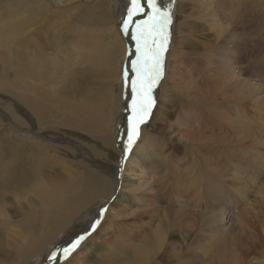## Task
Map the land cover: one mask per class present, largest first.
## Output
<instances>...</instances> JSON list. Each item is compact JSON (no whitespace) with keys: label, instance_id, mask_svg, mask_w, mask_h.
Returning a JSON list of instances; mask_svg holds the SVG:
<instances>
[{"label":"bare ground","instance_id":"6f19581e","mask_svg":"<svg viewBox=\"0 0 264 264\" xmlns=\"http://www.w3.org/2000/svg\"><path fill=\"white\" fill-rule=\"evenodd\" d=\"M14 1L15 0H0V37L2 35L1 38L8 39L10 42L16 41L19 38H23L24 35L20 34V33L18 34L17 31L20 30L21 26L26 25L30 29L31 33L26 35L25 39H27V43L32 44V46H29V47H31L32 50H31V52H27L25 50L28 53L27 54L28 57H27L26 62H25V65L28 64L27 67H24L25 65H22L19 61H17L14 63L15 67H13V68L5 69L6 68L5 66H4L3 70L0 68L1 69V71H0V91L3 93L9 94L13 99H15V100H13L12 98L10 99L6 96L0 97V139H3L5 137L9 138L11 136V137H14L15 140L18 141L17 142L18 145L15 149L16 151H14V148H12V145H9V147H8L9 150H7V151L3 150L2 153H0V171L2 170L4 172V170H5V173L7 175L6 181L9 184V186L12 189L17 190L18 188H23V187H26L27 185H31V183L34 182L33 186L32 185L31 186L36 191H39V192L34 194V189H32V188L28 189L27 187H26L27 188L26 191L29 194L33 193L34 196L40 197V200H39V198H37L39 201H36L34 199V197L32 196L27 201H28V203H31L33 206H35V205L38 206V208H37L38 213L36 212V220L38 221V225H39V223L42 224L43 222H45L44 220L46 218L48 219V216L50 217L51 211H54L50 207L51 204H53L51 202V200L48 201L51 204L47 205V202H45V198H46V194H49L51 192V186H54V183H56L55 181H57L59 177L57 174H54V175L52 174L53 177H51V178L48 177L49 179L47 178V176L44 177L43 175H47V173H45L43 175H42V173L47 172L48 170L46 171V169L45 170L43 169L44 171H42V173H40V170H42L41 169L42 166L40 165L41 163L39 164V162L41 159H44V157H42L41 155L44 154L45 153L44 151L47 150V152H51V153L53 152L56 154L61 153L65 156L74 158L75 154L77 153V156L85 157V159L88 160V162H80L84 168L83 173L85 175H83V176H85V179L88 180L89 182H91L93 185H95L97 187L96 189H101L102 191L109 190V192L111 193L110 197H108V199L102 205H106L109 202V200L114 196V199L112 200V202L108 206V211L110 210V212H111V210H114V213H115V211H117L119 214L121 213V215H122L123 214L122 212L124 210L129 209V210H131V215H135L137 213L139 215L142 214V216L144 215V212H146L145 209H147V210L151 209V211L149 210L150 212H152V210L158 211L156 206H154L155 202H157V204H158V202H160V200H161V202L166 201L165 199L161 198L160 195L158 194L159 193L158 189H159V187H161L160 186L161 182L169 177V172L171 169L174 170L175 172H177L178 175L182 171V168H181L182 165L178 166L180 163V158L175 154L177 152V150L180 148V146L187 147V149L191 152L193 157H195V156L199 155L197 149L195 148L196 143H197V146L198 145H205V144L208 145L210 143H214L215 140L212 138H214L215 136L209 135V134L205 136V135H203L204 132H202V131L201 132L200 131L185 132L183 130L180 131L179 130L180 127H179V125L177 126V124H178L177 122H176L177 124H174V125H164V126L161 125L163 127L159 128V131L156 133H154L152 129L147 130L144 133L143 130H145L144 129L145 126L142 125L143 127H142V130L140 131L141 135H140L139 141L137 140L138 142H135V144L132 146V151L130 153H127V158L123 161L124 162L123 164L119 161L118 165H117L118 168H114V167H109V165L106 166V164L102 165L100 162H97L90 153L85 152L86 150L79 146L80 144L78 145L77 142L75 143L74 141L68 140L67 138H65L63 136V134H60L58 132L59 131H66V132L73 131L74 132V131H78V130L82 131L85 129L87 132H90L91 131L90 126L92 125V123H94L95 121L99 122L100 119H102V120L105 119L104 122L100 121V127H101V130L99 129V131L101 133L100 138L102 139V142L107 145L111 141V135L107 136V133H106L107 131H109L111 134H113L114 144H116V147L120 150V152L123 155V148L125 147L124 143L126 140L125 136H126V132H127V128H128V118L131 114L130 110L128 108V105L131 104L130 81H131V79L135 78L134 73L131 72V61L135 59L136 42L132 39L131 33H129L128 35L122 34L126 40V43H127L126 44L127 52L124 53L125 49H123L124 47L122 46V50L119 51L120 50L119 49L117 51L118 53L116 52L119 57L117 56L118 58L111 59V56H110V54H111V47L110 46L111 45H108L109 42L103 43L101 41L103 36L96 39L95 41L93 40V38H94V36H93L91 39L94 42H92L86 33V32H89V31H87L88 26H86V25L84 26L83 24H82L83 25L82 27H79V25H78L77 28L72 25V26H70V29H69L61 20L59 21L57 19V21L55 20L53 22L52 34L46 35L44 33L45 35L41 36L42 31L45 29V26H44V22L42 20L41 22H42L43 30L40 28L39 19H40V15H42L43 12L49 11L47 9V4L44 3L43 1L39 0L38 2H36L35 4L30 6V11L28 12V14H26V11L23 10V8L25 6L24 2H26V0H20V2L18 4H16ZM78 1L83 2V1H88V0H81V1L80 0H66L64 2V3H66V9L69 10V7L74 6V4ZM105 1H108V0H105ZM233 1H236V0H233ZM113 2H114V0H110V4L108 5L109 6L108 8H114V7H112V4H111ZM261 2H262V0H261ZM187 3L188 4H184V3L179 4V11L178 12H180L181 14H184V16L182 17L183 21L181 23L185 27L184 30L186 29V32L183 35L181 32H177V36H178V38H180L179 43H182V45L187 44V46L192 48L191 50H197V52L199 54H201L202 50L211 49L213 47H216L218 50V43H219L218 39L220 41L223 40L224 43L222 46H223L224 58L222 59L223 56L220 58V59H222V61L220 60V63L221 62H223V63L220 64L217 61H215V66H214V71H213V73L215 75L214 74L213 75L218 80L219 79L221 80L222 86L220 88L223 91H227V92L231 91V93H232L231 96H232L233 100L234 99H237V100L241 99V100H245L244 102L250 101L252 103L254 101L255 108L257 106V108L255 109V111H257L256 113H258V114H256L257 116L251 115V116L245 117L246 114L241 113L240 111H237L236 113H234L235 115H232V113L230 112V113H228V115H224L222 117H219L218 119H220L221 121H223V123H225L226 128H229L230 134L228 136L221 134L219 136V139L216 140V142L219 144L221 143V145H223V147L227 146L230 149L228 152H230V151L236 152L237 150L241 152L243 150L241 146L243 144H246V143L247 144L249 143L250 145L252 144L251 147L254 145H257V146L262 145L264 147V119L260 118V116L264 117V113H263L264 108L262 107L264 105V103H263L264 98L262 97L263 95L261 96L262 91L260 88H258L256 85H254L255 83L254 84H252L253 82L251 83V78H252V81H254L253 76L250 75L249 72H247L242 67L244 65H242L241 67L238 66V64L242 63L241 58L244 57L243 54L248 52V51L245 52L246 49H245L244 40H241L240 38L238 39L236 37L237 34H235V31H237L238 29H231V28L229 29V26L226 25L227 24L226 21H224L222 23L221 20L217 19V16H216L217 8H214L216 0H188ZM61 4H62V6H60V8H64L65 6H63V3H61V2L58 3V5H61ZM91 5H93V4H91ZM234 5H235V3H234ZM254 5L255 4H253V6ZM74 8H76V7H74ZM261 10H262V8H261ZM58 11H59V9H58ZM105 12H103V13H105ZM176 14H178V13H176ZM55 16L56 15H54V17ZM67 16H69V15H67ZM103 16L101 17V20L103 19ZM243 16H244V14H243ZM247 17L249 18L250 16H247ZM142 18L143 17H137V19H142ZM227 18H228L229 24H230V22L232 21L231 20L232 16L229 15V16H227ZM104 19L106 21H108L107 25H108V28L110 29L109 30L110 33H111V31L115 32L116 29H114V26H115L114 21H113L114 18H112L110 10H108V13L104 17ZM120 19H119V21H120ZM177 21H178V19H177ZM213 21L215 22V24L210 26V27H212L213 32L216 33V38L212 37L214 39L209 44H205L203 47H202V43L197 42L198 40L194 42V40L196 38L194 40H193V38L197 35H195V36L193 35L194 37L192 38V33L193 32H197V33L199 32L198 34H200L201 31L199 28L206 27V29H209V25ZM174 22H175L174 24H176V20ZM218 22H220V23H218ZM238 22H239V20H238ZM57 24L60 28H57ZM260 26H259V28H261ZM232 27H234V26H232ZM177 29H178V27H177ZM198 29H199V31H198ZM262 31H264V28ZM101 32L103 33V31H101ZM241 32H242V30H241ZM64 33H67L66 36L64 35ZM96 33H97V31H96ZM117 33H113V35H114L115 39L118 41V43H120L122 45L123 42L121 43L120 38L117 35ZM120 33H118V34H120ZM224 33L226 34V36L222 39V34H224ZM247 34L249 35V33H247ZM201 35H203V34H201ZM201 35H199V36H201ZM49 36L54 37L51 41V44H52L53 49H55V54L53 52H51V53H49V55H44V51H47L50 48V45L46 43L47 38L50 39ZM98 36H99V34H98ZM202 38H203V36H202ZM247 38L249 39V37H247ZM181 39H185V40H187V42L185 40H183V41H185V42H183ZM248 39H247V41H248ZM253 39H255L254 36H253ZM174 40H175V38H174ZM188 41H191V42L193 41L192 43H194V44L189 45ZM263 41H264V39H263ZM256 42H258V41H256ZM249 44H250V42H249ZM255 44H257V43H255ZM176 46L177 45H175L174 47H176ZM260 46H262V44ZM117 48H119V46ZM247 48H248V46H247ZM258 48H259V46H258ZM252 49L254 50L255 47L254 48L252 47ZM249 50H251V49H249ZM259 50H262V49H259ZM7 51L11 57L13 54V50L7 49ZM19 51H21V50L19 49ZM168 51H170V50H168ZM215 52H216L215 54H217L216 50H215ZM129 53H132V55H129ZM176 53H178V52H176ZM185 54L187 55V52ZM258 56L260 57V54ZM109 57L111 60L106 64V71H104L103 65L106 63V59ZM245 58H247V57H245ZM14 59H17V58H14ZM19 60H21V59H19ZM243 60H244V58H243ZM206 61H207V59H206ZM202 62H204V61H202ZM253 64H251V65H253ZM261 64H262V62H261ZM166 66L167 65L165 64V69H166ZM125 68H128V70H129V85L128 86H125L124 78L122 75L123 70ZM172 68L170 67V69H172ZM179 68H182V66ZM255 68L256 67L254 66V69L252 68L251 70H256ZM176 69H175V71H176ZM237 69H238V71H237ZM100 70L102 72V75H100V74L98 75ZM257 70L261 71L260 73L264 74V66L258 68ZM257 73H259V72H257ZM252 74H254V73L252 72ZM175 76L180 78V76L178 74ZM263 77H264V75H263ZM263 77H260V78H263ZM96 78L100 81L107 80L108 78H111V84L109 83V90H108L111 92H110V94H107L106 97H101L100 90L98 88L95 89V87L97 85L96 81H95ZM168 78H170V77H168ZM173 78H171L172 80L171 79L169 80L168 85H172L176 89L180 85L183 87L182 84L177 83L176 80H174ZM181 79H184L185 85L188 86L189 88H191V85H189L190 83L188 84L189 81L186 80L184 76H182ZM114 84L117 85V89H118L117 95L114 94L115 90H113L111 88L114 86ZM168 85H165V87L167 86V89H168V87H170ZM159 88H160V84L154 90V97L156 100L163 93H165V92L161 93V90ZM175 88H174V90H175ZM185 89L189 91V89H187V88H185ZM175 92H177V91H175ZM187 95H189V93H187ZM163 97H164V94H163ZM229 97H230V95H229ZM162 100H165L164 102H162L164 104L163 105L159 104L162 107L156 115V117H158V115L160 116L161 119L159 122H161V124H163L164 122H166V123L168 122L166 117H169L168 116L169 110L165 111V109L170 108V110H171V107H172V106H168V104L170 105V103H171L170 99L165 97V99L162 98ZM233 103L235 104V102H233ZM176 105H178V104H175V106ZM236 105H237V103H236ZM241 107H242V104H241ZM173 109H175V108H173ZM246 109H248V108H246ZM103 111H106V112H103ZM217 111H215V112L218 113ZM223 111H224V108H223ZM171 112H172V110H171ZM171 112H170V114H173ZM173 112H175V111H173ZM211 112H213V111L211 110ZM233 112H235V111H233ZM224 113L226 114V112H224ZM180 114H181V112H180ZM250 114H252V113H250ZM197 115H199L198 112H197ZM212 115H214V114L212 113ZM216 115H217L216 117L219 116V114H216ZM191 118H192V116H191ZM181 120H182V118H181ZM147 122L144 125H146ZM157 122H158V120H157ZM159 122L157 123V125L160 124ZM171 122H172V120H171ZM255 122L258 123L257 128L253 129V131H252V129H249L250 130L249 131L248 128H250L251 124L254 125ZM239 123H240V125H239ZM97 127L99 128V126H97ZM234 128H235V130H232ZM36 130L40 131L41 133H36ZM249 144H248V146H249ZM82 145H84V144H82ZM109 146H110V143H109ZM205 146H203V147H205ZM203 147H202V149H203ZM208 147H210V146H208ZM220 147L221 146L218 147L219 151H220ZM200 149H201V147H200ZM249 152L252 153V151H249ZM102 155H104V154H102ZM122 155H121V158H122ZM253 155H255V154H253ZM200 156H201V154L199 155V157ZM6 157H7V159H5ZM215 157H217V156H215ZM241 157H242V154H241ZM255 157H258V156L255 155L254 158ZM37 158H38V160H37ZM46 158H48V157L46 156ZM121 158H119V159L121 160ZM196 158H198V157H195V159ZM219 158H220V156H219ZM244 158H246V157H244ZM184 159H187V157ZM223 159H225V158H223ZM56 160H57V158H56ZM60 160H62V158ZM201 160L203 161L202 157H201ZM236 160H238V159H236ZM252 160H253V157H252ZM257 160H259V159H257ZM184 162H185V160H184ZM177 163H178V165H177ZM181 163H182V161H181ZM189 163H191V162H189ZM222 163H223V160H222ZM235 163H236V161H235ZM91 164L95 167V169L92 168L93 166L92 167L90 166ZM204 164H206V162ZM186 166H188V165L186 164ZM194 166H196V163ZM203 166L201 165V167H203ZM72 167L75 170L74 167H76V166H72ZM204 167L206 168V166H204ZM240 167L241 166L237 167V165H235V164L232 165L231 163H228V168L226 167L228 170L226 168H224V169H226L227 172L225 170L223 171V169L220 168V169H222L221 172H226L225 176H222V177H224L226 180L230 181V183L229 182H227V183L230 184V187H233L232 189H235L234 191L236 193V195H233L231 200H229V201L225 200L224 202L221 201V200H223V198H226V196L224 195V191H223V189H224L223 184L220 187H217L218 189L215 188V190L212 189L213 186L212 187L209 186L211 191H210V189H208L209 187L207 188V186H206V190H204V192L201 193L203 189L201 188L202 190L201 189L199 190V187H200L198 185L199 182H198V180L195 181L197 179V177H196V179H194L193 176L188 177V175L183 176V174H181V176H183V177H181V176L176 175L175 172H172L173 175L175 174L174 176L176 177L175 183H177V184H174V182L172 181L174 186L176 185L175 187H178L179 183L185 182L186 185L188 184L187 188L185 187L186 188V190H185L186 196L189 194V192H187V191H190V192L192 191L193 197H194V192H195L196 196L198 195L195 199L201 198L199 200L203 199V200L208 201L207 203H208L209 207L205 206L206 201H204L203 202L204 206L208 208V209H205L206 210V215H205L204 212H201L202 210L201 211L198 210V208L201 207V205L196 207V205H197V203H196V205L194 207L197 208L198 212H195V211L192 212V213H194V217L192 218V222L194 225L192 226L191 229L184 230V232H182L178 235H171V234H169L168 230L163 229L161 226L158 227L157 231L153 234V236L145 237L146 241H144V243H146V247L144 245L142 253H141V257L143 256V253L146 251L147 253H150V255L147 254V257L150 261H151V259L154 262H157V261L162 262L163 260H165V264H264V237L262 240H260L257 237L258 233L256 234V231H255L257 226H259L260 230L262 229L261 231L264 234V221H263V223L261 221L262 218L264 217V184H261L259 187L257 186L258 192L256 193V196H258V197L255 199V201L254 200L251 201L250 199H248V196L251 193L254 194L256 189L254 190V192H252V189L255 187L256 183H258V181H260L261 178H263L264 176H262L261 173H259V172H257L256 175L249 174V171H247V170L243 171V169ZM213 168L215 169V167H213ZM51 170H53V169H51ZM56 170L59 171L58 169H56ZM187 170H188V173H190L189 175H192L195 173V172H193L191 174V171H195V170H193L191 168L190 169L191 171H190L188 167L185 170V166H184V171L186 172ZM218 170H219V166H218ZM261 171L264 172V167L261 169ZM99 172L100 173L103 172V173H101V174H103V177L101 175H99ZM200 172H202V171L200 170ZM209 172H210V170H209ZM67 174H69V176H71L74 174V172L71 171ZM67 174H65V175L67 176ZM75 174H78L76 172V170H75ZM174 176H173V178H174ZM222 177H221V180H222ZM176 179H177V182H176ZM83 180H84V178H83ZM83 180H82V182H83ZM224 180L222 181V183L224 182ZM262 181L264 182V179H262ZM77 182H78V180H77ZM170 182L171 181H169V183ZM214 182H215V180H214ZM204 183H206L205 180H204ZM229 184H227V185H229ZM232 184L233 185L235 184V186H233ZM82 185H83V183H82ZM239 185H241V186H239ZM76 186H78V185H76ZM179 186H180V191H183L184 186L183 185H182L183 187H181V185H179ZM175 187H173L172 190L177 192L179 189L175 190L176 189ZM214 187H215V185H214ZM168 188H169V190H171V186H169ZM181 188H182V190H181ZM4 189H5V187H4ZM96 189L93 191H88L86 189L84 191L85 192L84 196H82V200L84 203H85V201H87L90 198L98 197L99 194H95V193H98L96 191ZM6 190H4V191H6ZM24 190L25 189H23V191ZM56 190H58V189H56ZM185 191H184V194L181 192L182 196L185 195ZM11 192L13 193V191H11ZM17 193L18 192H16V194ZM166 193H167V191H166ZM177 194H178V192H177ZM177 194H175V195H177ZM253 194H251V195H253ZM178 195L175 197L173 196V197L176 199V197L181 196V195L180 196H178ZM17 196H18V199L20 197L19 195H16L15 196L16 200H17ZM2 197H3V195H2ZM249 197H251V196H249ZM0 198H1V196H0ZM189 198H190V196H189ZM20 199L22 200V198H20ZM58 199H59V197L57 198V201L54 203H56V206L57 205L62 206L61 201H58ZM177 199H178V202L180 200L183 201V208L185 207L186 203L188 205V202L185 201L183 198H182L183 200L182 199L179 200V198H177ZM104 200H105V198H104ZM27 201H25V202H27ZM193 201L194 200H192V199H191V201L189 200V202H190L189 204H193L194 203ZM196 201H198V200H195V202ZM199 202L201 203L202 201H199ZM200 203H198V204H200ZM20 205H23V204L21 203ZM79 205H81V203ZM187 205H186L185 209L189 208V207H187ZM101 206L99 204V207H101ZM157 206L159 208V205H157ZM180 207H182V206H180ZM69 208H71V207H69ZM183 208H180V210L176 209V211L178 210L181 212V210ZM99 209L97 211H95L96 213L93 216V218L96 216ZM163 209L165 210V207ZM168 209H170V208H168ZM5 210L6 209L4 208V211ZM143 210H144V212H143ZM160 210H161V208H160ZM56 211H57V209H56ZM178 211H177V213H178ZM30 212H31V210H30ZM86 212H85V214H86ZM90 213H92V212H90ZM77 214H78V212H77ZM155 214L158 215L159 213H155ZM2 215H3V213H2ZM5 215H7V214H5ZM70 215H74L73 211H69L68 213H66V215H64L65 218H63V221L67 217H70ZM248 215H250V218H251L250 221L248 220L249 218H247ZM33 216H35V215H33ZM5 218H7V217H5ZM93 218L90 219V221H92ZM163 218H165V217L163 216ZM74 219H76V217ZM0 220H1V218H0ZM181 220H182V218H181ZM55 221H56V219H55ZM84 221H86V220H84ZM90 221H88L86 223V225ZM52 222H51V224H52ZM30 223H32V222H30ZM78 223H79V221L75 220L68 227V229L65 232H63V231H62L63 233L59 232L60 234L62 233L60 236H58L59 234L58 235L56 234L58 236V238L53 237V238L57 239V241H54V242H56L55 245H58V243L61 240H62L61 245H66L65 243H68L71 239H73L74 237L77 236L76 233L84 231L85 225L83 224L84 227L82 229L83 225L78 224ZM59 227H58V231H59ZM62 227H64V225ZM39 229H40V227H39ZM13 230H15V228ZM27 230H29V229H27ZM63 230H65V229H63ZM118 230H119V228H118ZM42 234L43 233H41V235ZM81 234H83V233H80L79 235H81ZM110 234L111 233H109V235ZM175 234H176V232H175ZM8 237L13 238L11 236H8ZM22 238H23V236H22ZM106 239H108V238H106ZM0 241H1V239H0ZM28 241H30V240H28ZM14 242H16V240ZM42 242H43V240H42ZM8 244H10V243H8ZM18 244H20V243L18 242ZM248 244L251 245L252 248L247 247ZM257 244H258V246H257ZM239 245H241L242 247H243V245L246 246V252L244 254L242 252H241V254H239L237 252V250L239 251ZM6 247L8 248V246H6ZM22 247H25V246H22ZM164 247L169 250V253L172 254V256H169L168 258L164 257V256H166L164 254V252H162ZM89 248H92V247H89ZM21 250H22V248H21ZM151 253H152V255H151ZM139 254H140V252H139ZM8 260H9V258H8ZM139 260H141V259H139ZM142 260H143V258H142ZM41 262H42V260H41ZM41 262H39V263H41ZM138 262H140V261H138ZM136 263H137V261H136ZM146 264H147V262H146Z\"/></svg>","mask_w":264,"mask_h":264},{"label":"rangeland","instance_id":"374dc122","mask_svg":"<svg viewBox=\"0 0 264 264\" xmlns=\"http://www.w3.org/2000/svg\"><path fill=\"white\" fill-rule=\"evenodd\" d=\"M38 1L39 0H33V1L32 0H26V2H24L25 6H24L23 10L26 11V14H28V12L30 11V6L33 5V4H35ZM40 1H43L44 3H46L47 4V9L49 10V11L43 12L42 15H40L39 26L43 30L42 22H41L42 20H43L44 26H45V29L42 31V35L41 36H43L45 34L46 35L52 34V32H53V22L55 20L57 21V19H58L59 21L61 20L69 29H70V26H72V25L75 26L76 28L78 27V25H79V27H82L83 25L84 26L85 25L88 26V29L89 30L87 29V31H89V32H86V33H87V35L89 36L90 39L94 36V38H93L94 41L96 39L100 38L101 36H103V38L101 39V41L103 43H105V42L108 43L109 42L108 45H111L110 46L111 47V54H110L111 59L118 58L119 57L118 54H117L118 53L117 51L119 49H120L119 51H121L122 50V46L124 47L123 49H125L124 50V53L127 52V46H126L127 43H126V40H125L124 36L122 35V32L120 31L119 19L125 14V12H124L125 9H126L125 6L127 5L128 0H122L123 2L121 0H119V1L118 0H114V2L111 3L112 4V7H114V8H108L109 7L108 5L110 4V0H108V1H105V0H88V1H83V2H79L78 1V2H76L74 4V6L69 7V10L66 9V3H64L66 0H46V1L45 0H40ZM14 2L16 4H18L20 2V0H15ZM59 2L63 3V6H65V7L64 8H60V6H62V4L61 5H58ZM187 2H188V0H177V4H176L177 7H175V15L177 17L174 15L175 16L174 19L176 18L175 19L176 20V24H174L175 22H173V25H172V28H173L172 29V32L174 34L172 33L171 42H170V45L171 46H169V50L170 51H168V53L166 54V59H167L166 60V65L167 66H166V69H165L164 78L160 82V88H159L161 90V93L162 92H165V93H163L164 94V97H163V94H162L156 100V103H155V106H154V108L152 110L151 116L147 120L149 123L147 122L146 125L143 124V126H145V128H144L145 130H143V131L145 133V131L152 129L153 132L156 133V132L159 131V128L163 127L164 125H174V124H177L178 123L177 126L179 125V127H180L179 130L180 131L181 130H183L185 132H189V131H191V132L192 131H200L201 132L202 131V132H204L203 135H205V136L208 135V134L209 135H214L215 137L212 138V139H214L215 142L214 143H210L208 145L205 144L206 146L205 145H198L199 147L197 146V143H196L195 148L197 149L198 154L199 155L201 154L200 157H199V155L195 156V157H198L196 159H195V157H193V155L187 149V147L180 146V148L177 150V152L175 154L180 158V163L182 161L181 164L179 163V165H178V163H177V165L178 166H180V165L183 166V167L181 166L182 171L178 175L177 172H175L174 170L171 169L170 172H169V177L161 182V185H160L161 187H159V189H158V192H159L158 194L160 195L161 198H163V199L166 200L165 201L166 203L168 202L167 203L168 205L165 202H161V200H160V202H158V204H157V202H155L154 206H156V208L158 209V211H153L152 210V212H150L151 209H148V210L145 209L146 212H144V210H143V212H144V215L143 216H142V214L139 215L137 213L135 214L136 216L135 215H131V210H129V209L128 210H124V211L122 210L123 211L122 212L123 213L122 215H121V213L119 214L117 211H115V213H114V210H111V212H110V210L107 211V213L105 214L104 218L101 221V224L98 226L96 232L92 233V235L89 236L84 241V243H82V245L80 246V248L78 250H76V252L73 253L70 258H68L66 260H61L60 261V264H130V263L131 264H146V262H147V264H165V260H163L162 262H160V261L154 262L151 259V261H150L148 259V257H147V254L150 255V253H147L146 251L143 253V256L141 257V253H142V250H143L144 245L146 247V243H144V241H146L145 240V237H151V236H153V234L157 231L158 227H160V226L163 229L168 230L169 234H171V235H178V234L184 232V230L191 229L192 226L194 225L193 222H192V218L194 217V213H192V212H194V211L195 212H198V210L199 211L202 210L201 212H204V214L206 215V210L205 209H208L207 207H209L208 206V203H207L208 201L203 200V199L202 200H199L201 198L195 199L198 196V195L196 196V193L195 192H194V197H193L192 191L191 192L190 191H187V192H189V194L187 193L188 195L186 196V191L185 190H186L188 184L186 185L185 182L179 183V185H181V187L184 186L183 187V191H180V186L179 185H178L179 188L178 187H175L176 185L174 186V184H177V183H175V178L176 177L174 176L175 174L173 175L172 172H175L176 175H178V176H181V174H183V176H186V175H188V177L189 176L190 177L193 176L194 179H196V177H197V179L195 181L198 180V182H199L198 183V185L200 186V187L198 186L199 187V190L201 188L203 189V190L201 189L202 190L201 193H203L204 190H206V186L208 188L209 186H211V187L213 186L214 187V185H215L214 188L212 187V189L215 190V188L218 189L217 187H220L223 184V186H224L223 191H224V195L226 196V198H223V200H221L223 202L225 200L226 201L231 200V198L233 197V195H236V193L234 191L235 189H232L233 187H230V184H229L230 181H228L224 177H222V176H225V174L227 172L226 169L228 168V163H231L232 165L235 164V165H237V167L241 166L240 168H242L243 171H246V170L249 171V174L256 175L257 172H259V173H261L262 176H264V172L261 171V169L264 167V147L262 145H259L260 147L257 146V145H254L255 147L254 146L251 147L252 144L250 145L248 143L249 144V146H248V144L246 143L247 145L246 144H243L241 146L242 149H243L241 152L238 151V150L236 152L235 151L228 152L230 149L227 146H224L223 147V145H221V143L219 144V143L216 142V140L219 139V136L221 134H224L225 136H228L230 134L229 128H226L225 123H223V121H221L220 119H218L219 117H222L224 115H228V113H230V112L232 113V115H235L234 113H236L237 111H240L241 113L246 114L245 117L246 116H251V115H256V114H258V113H256L257 111H255V109L257 108V106L255 108L254 101L252 103L250 101L244 102L245 100H241V99H238V100L237 99H234L233 100V98L231 96L232 95L231 91H228V92L227 91H223L220 88L222 86L221 80L220 79L218 80L214 76L215 74L213 73V71H214L215 61H217L218 63H220V60L222 61V59L224 58V52H223V46H222L223 43H224L223 40L220 41L218 39V42H219L218 43V50L219 51L217 50L216 47H213L211 49L202 50V53L201 54H199L197 52V50H191L192 48L189 47V46H187V44L182 45V43H179L180 42V38H178L177 32H181L182 35L185 34V32H186V29L184 30V28H185L184 25L181 23L183 21V18L182 17L184 16V14H181L180 12H178L179 11V4L180 3L188 4ZM234 3H235V5H234ZM91 4H93V5H91ZM253 4H255V5L253 6ZM74 7H76V8H74ZM214 8H217V10H216L217 19L221 20L222 23L224 21H226L227 22L226 25L229 26V29L230 28L231 29H238L237 31H235V34H237L236 37L238 39L240 38L241 40H244L245 49H246L245 52L248 51V52H246L247 54L246 53L243 54L244 57L243 56L242 57L244 58V60H243V58H241V60H242L241 62L242 63L241 64H238V66L239 67H241L242 65L245 66V67L244 66H242V67L247 72H249L250 75L253 76V80L255 81V82L252 81V78H251V83L252 82H253L252 84L255 83L254 85H256L258 88L261 89V91H262L261 96L263 95L262 97L264 98V91H263L264 90V77H263L264 74L263 73H260L261 71H258L257 70L258 68L264 66V51H263L264 50V41H263V39H264V31H262L263 28H264L263 27L264 26V1L262 0V2H261V0H236V1H233V0H216V3H215ZM249 8L250 9L252 8L253 10L252 9L250 10ZM261 8H262V10H261ZM58 9H59V11H58ZM108 10L111 11V16H112V18H114L113 19L114 24H115L114 29H116L115 32H112L111 31V33H110V31H109L110 29L108 28V25H107L108 24V21H106L104 19V17L108 13ZM103 12H105V13H103ZM176 13H178V14H176ZM243 14H244V16H243ZM54 15H56V16L54 17ZM67 15H69V16H67ZM226 15L227 16H229V15L232 16V19L231 20L233 22L232 21L230 22L231 25L229 24V20H228V18H227ZM102 16H103V19L101 20V17ZM247 16H250V17L248 18ZM177 19H178V21H177ZM238 20H239V22H238ZM218 23H220V22H218ZM214 24H215L214 21L211 22L210 25H209V29H206V27L199 28L200 31H201L200 34H198L199 32L198 33L197 32H193L192 33V38L195 35H197V36H195L193 38V40L196 38L194 40V42L198 40L197 42L202 43V47H203L205 44H209L214 39L212 37H215L216 38V33L213 32L212 27H210V26H212ZM232 26H234V27H232ZM259 26L261 28H259ZM177 27H178V29H177ZM57 28H60L58 26V24H57ZM199 29H198V31H199ZM95 30L97 31V33L99 34V36H98V34L96 33ZM241 30H242V32H241ZM101 31H103V33ZM117 32L120 33V34H118ZM17 33L18 34L19 33L20 34H23L24 37L23 38H19L16 41H12V42H10L8 39L1 38L2 35L0 37V68L2 70L4 69V66L6 67L5 69L15 67L14 63L17 62V61H19L22 65H25L26 59L28 57V55H27L28 53L27 52H31V50H32L31 47H29V46H32V44L31 43H27V39H25V36L28 35L29 33H31L30 32V29L26 25L25 26H21L20 27V30H18ZM113 33H117V35L120 38L121 43L123 42L122 45L120 43H118V41L115 39ZM247 33H249V35ZM66 34L67 33H64L65 36H66ZM201 34H203V35H201ZM199 35H201V36H199ZM202 36H203V38H202ZM225 36H226L225 33L222 34V39ZM253 36H254L255 39H253ZM49 37H50V39L47 38V42L46 43L50 45V48L47 51H44V55H49V53H51V52H53L55 54V49H53L52 44H51V41H52V39L54 37H52V36H49ZM247 37H249V39ZM174 38H175V40L178 43L174 40ZM247 39H248V41H247ZM93 40L91 39L92 42H94ZM181 40L183 41L185 39H181ZM185 41L187 42V40H185ZM185 41H183V42H185ZM256 41H258V42H256ZM192 42L191 41H188V44L189 45L190 44H194ZM249 42H250V44H249ZM255 43H257V44H255ZM259 44L260 45L262 44V46H260ZM175 45H177V46L174 47ZM118 46H119V48H117ZM247 46H248V48H247ZM258 46H259V48H258ZM252 47L253 48L255 47V49L256 48L257 49L256 50L254 49L255 50L254 51L252 49ZM7 49L8 50L9 49H12L13 50V54L11 56L12 58L8 54ZM19 49L21 51H19ZM249 49H251V50H249ZM259 49H262V50H259ZM215 50L217 51V54H215L216 53ZM176 52H178V53H176ZM186 52H187V55L185 54ZM259 54H260V57L258 56ZM221 57H222V59H220ZM245 57H247V58H245ZM6 58L7 59L9 58V59L7 60ZM14 58H17V59H14ZM19 59H21V60H19ZM107 59H106V63L105 64L103 63L104 64L103 65V70L104 71H106V64L111 60L110 57L107 58ZM206 59H207V61H206ZM202 61H204L205 63L202 62ZM260 61L262 62V64H261ZM221 63H223V62H221ZM251 64H253V65H251ZM27 65L28 64H26L24 67H27ZM181 66H182V68H179ZM254 66L256 67L255 68L256 70H251L252 68L254 69ZM170 67L171 68L173 67V68L170 69ZM1 69H0V71H1ZM175 69H176V71H175ZM237 71H238V69H237ZM100 72H101V70H100ZM100 72L98 73V75L99 74L102 75V72L101 73ZM252 72L254 74H252ZM257 72H259V73H257ZM176 73L180 76V78H178V77L175 76V75H177ZM182 76H184L185 79L189 81L188 84L190 83L189 85H191V88H189L188 86L185 85L184 79H181ZM168 77H170V78H168ZM260 77H263V78H260ZM171 78H173L174 80H176L177 83L182 84L183 87L180 85L176 89L172 85H168V82H169V80ZM95 81H96V84H97L96 87H95V89L98 88L100 90L101 97H106L107 94H110L111 91H108V90H109V83L111 84V78H108L107 80H103V81H100V80H98L96 78ZM165 85H168L170 87L172 86V87L171 88L168 87V89H167V86L165 87ZM111 88L113 90H115V93L114 94L117 95V93H118L117 85L114 84V86L111 87ZM174 88H175V90H174ZM185 88L189 89V91L186 90ZM175 91H177V92H175ZM187 93H189V95H187ZM229 95H230V97H229ZM1 96H4V97L6 96V97H8L10 99L12 98L9 94L3 93V92L0 93V97ZM165 97L171 100L170 101L171 103H170V105L168 104V106H172L171 107L172 112H171L170 108L169 109H165V111H168L169 110V115H168L169 117H166V119H167V121L169 123L168 122L167 123L164 122L163 124H161V122H159L160 119H161L160 116L158 115V117H156V115H157L158 111L162 107L160 105H163L164 104L162 102H164L165 100H162V98L165 99ZM13 100H15V99H13ZM233 102H235V104ZM236 103H237V105H236ZM263 103H264V101H263ZM175 104H178V105L175 106ZM241 104H242V107H241ZM262 107L264 108V105ZM173 108H175V109H173ZM223 108H224V111H223ZM246 108H248V109H246ZM211 110L213 112H211ZM173 111H175V112H173ZM215 111H217L218 113H216ZM233 111H235V112H233ZM103 112H106V111H103ZM170 112L173 113V114H170ZM180 112H181V114H180ZM197 112H198L199 115H197ZM224 112H226V114ZM212 113L214 115H212ZM215 113L216 114H219V116L216 117L217 115ZM250 113H252V114H250ZM263 113H264V111H263ZM191 116H192V118H191ZM181 118H182V120H181ZM260 118L264 119V117H262V116H260ZM104 120L100 119L99 122L98 121H95L94 123H92L93 126L92 125L90 126V128H91V131L90 132H87L86 129H85V130H82V131L81 130H78V131H74V132L73 131H71V132L59 131L58 133L63 134V136L65 138H67L68 140L74 141L75 143L77 142L78 145L80 144L79 146L82 147V148H84L86 150L85 152L90 153L94 157V159L97 162H100L102 165H105L106 164V166L109 165V167L118 168L117 165H118V162L120 161L119 158H121L122 153L116 147V144H114L113 134H111L109 131L106 132L107 133V136L111 135V141L109 142L110 143V146H109V143L107 145L104 144L102 142V139L100 138V135H101V133L99 131V129L101 130L100 121L101 122H104ZM157 120L160 123L158 125H157V123H158ZM171 120H172V122H171ZM257 124H258L257 122H255L254 125L251 124L250 125V128H248V130L249 129H252V131H253V129H256L257 128ZM161 125H163V126H161ZM239 125H240V123H239ZM97 126H99V128ZM143 126L141 125L140 131L142 130V127ZM232 130H235V128L232 129ZM36 133H41V132L38 131V130H36ZM138 141H139V139H138ZM138 141H136V142H138ZM17 142L18 141L15 140V138L14 137H11V136L9 138L5 137L3 139H0V153H2L3 150L4 151L9 150L8 149L9 145H12V148H14V151H16L15 149H16V147L18 145ZM82 144H84V145H82ZM203 146H205V147H203ZM208 146H210V147H208ZM219 146H221L220 147V151L221 152L219 151V148H218ZM200 147H201V149H200ZM202 147H203V149H202ZM131 151H132V149H131ZM249 151H252V153L249 152ZM44 152L46 154L44 153V154L41 155L42 157H44V159H41L42 161L40 160V162H39V164L41 163L40 165L42 166V168H41L42 170H40V173H42V171H44L46 169V171L47 170L48 171L42 173V175L45 174V173H47V175H43L44 177L47 176V178L48 177L51 178V177H53L54 174H57L58 177H59L58 180L55 181L56 183H54V186H51V192L49 194H46L45 202H47V205H49L51 203L48 202V201L51 200V202L53 204H51L50 207L56 213L57 212L58 213L56 214L54 211H51V213H52L51 214L49 212L51 218L48 216V219L47 218L45 220L43 219L45 222H43L42 224L39 223V225H38V221L36 220V212L38 213V209H37L38 206L37 205L33 206L31 203H28L27 200L30 197L33 196L36 201H39L40 200V197H36V196L33 195V193L29 194L26 191L27 188L28 189L29 188L34 189L32 187L34 182L31 183L32 186L31 185H27L26 186L27 188L26 187H23V188H18L17 190H14V189H12L9 186V184L6 181L7 175L5 173V170H4V172L1 170L0 171V182H1L0 183V190H1L0 191L1 192L0 193V196H1V198H0V200H1L0 201V218H1V220H0V235H1L0 236V239H1V241H0V264H42V262H44L46 260V257L50 254V252L53 251L54 248L57 246V245H55L56 242H54V241H57V239H55L53 237L58 238V236H60L63 232H65L68 229V227L75 220H78L79 221L78 224H81V225L84 224V225H86V223L88 221H90V219H92L93 216L95 215V213H96L95 211H97L100 208L99 207V204L101 206L108 199V197H110V195H111V193L109 192V190L102 191L101 189H96L97 187L95 185H93L91 182H89L88 180L85 179V176H83V175H85L83 173L84 172V168H83V165L80 163V162H88V160L85 159V157L77 156V153L75 154L74 158H71V157L65 156V155H63L61 153H59V154L58 153L56 154V153H53V152L51 153V152H47V150L44 151ZM102 154H104V155H102ZM241 154H242V157H241ZM253 154H255L258 157H255L254 158L255 155H253ZM46 156L48 158H46ZM215 156H217V157H215ZM219 156H220V158H219ZM7 157L5 159H7ZM186 157H187V159H184ZM201 157H202L203 161L201 160ZM244 157H246V158H244ZM252 157H253V160H252ZM56 158H57V160H56ZM61 158H62V160H60ZM223 158H225V159H223ZM236 159H238V160H236ZM257 159H259L260 161L257 160ZM37 160H38V158H37ZM184 160H185V162H184ZM222 160H223V163L224 164L222 163ZM235 161H236V163H235ZM189 162H191L192 164L189 163ZM203 162L204 163L206 162V164H204ZM195 163H196V166H194ZM186 164L188 166H186ZM201 165L202 166L203 165L206 166V168L204 166L201 167ZM72 166H76L74 168H75V170H76V172L78 174H75V170L73 169ZM90 166L92 167L93 165L91 164ZM184 166H185V170L187 169V167L189 168V170L191 168L193 170H195V171H191L190 170L191 171V174L193 172H195V173L192 174V175H189L190 173H188V170H187L186 171L188 173L187 174L184 171ZM212 166L215 167V169ZM218 166H219V170H218ZM92 168L95 169L94 166ZM220 168H222L223 171L225 170L226 172H221L222 169H220ZM224 168H226V169H224ZM51 169H53V170H51ZM56 169H58L59 171H57ZM199 169L202 172H200ZM209 170H210V172H209ZM71 171L74 172V174L71 175V176H69V174H67V173H69ZM101 173H103V172H101ZM101 173L99 172V175H101L103 177V174H101ZM65 174H67L68 177ZM173 176H174V178H173ZM183 176H181V177H183ZM221 177H222V180H221ZM83 178H84V180H83ZM262 179H264V177L261 178V180L258 181V183H256L255 187L252 189V192H254V190L256 189L255 192H254V194L251 193L253 195L250 194L249 196H251V197L248 196V199H250L251 201H253V200L255 201V199L258 197V196H256V193L258 192L257 189H258V187L261 184H264V182L262 181ZM77 180H78V182H77ZM82 180H83V182H82ZM204 180H205L206 183H204ZM214 180H215V182H214ZM223 180H224V182L222 183ZM169 181H171L170 182L171 184L169 183ZM172 181L174 182V184L172 183ZM176 182H177V179H176ZM227 182H229V183H227ZM82 183H83V185H82ZM227 184H229V185H227ZM76 185H78V186H76ZM169 186H171V190L173 189V187L176 188L175 190H178L179 189L177 192H178V194L179 193L180 194L178 195L177 192L174 191V190H172V191L169 190V188H168ZM233 186H235V184ZM239 186H241V185H239ZM4 187H5V189H4ZM23 189H25V190L23 191ZM56 189H58V190H56ZM86 189L88 191H93V190L96 189V191L98 193H95V194H99L98 197L90 198L87 201H85V203H84L83 200H82V196H84V193H85L84 191ZM208 189H210V187ZM4 190H6L7 192L4 191ZM10 190L13 191V193ZM181 190H182V188H181ZM15 191L18 192V193L16 194ZM166 191H167L168 194L166 193ZM184 191H185V195H183L184 196L183 197L182 196V193L184 194ZM210 191H211V189H210ZM37 192H39V191H36L34 189V194L37 193ZM15 194L20 196L19 199H18V196H17V200H16V197H15L16 195ZM175 194H177L178 196H180V195L181 196L180 197H176V199H175L174 197L177 196ZM2 195H3V197H2ZM189 196H190V198L192 200H194L193 202L195 204L194 203L193 204H189L190 203L189 200L191 201V199L189 198ZM58 197H59L58 201H61L62 206H60V205H57L56 206V203H54V202L57 201V198ZM181 197L185 201L188 202V205H187V203H186V205L189 208H186L185 209L186 205L183 208V201L180 200V199H182ZM20 198H22V200ZM37 198H39V200ZM104 198H105V200H104ZM177 198H179V200L181 202L180 201L178 202V199ZM195 200H198V201L195 202ZM25 201H27V202H25ZM199 201H202V202L200 203ZM204 201H206L205 202V206H207V207L204 206V203H203ZM21 203L23 205H20ZM80 203H81V205H79ZM196 203H197V205H196ZM198 203H200V204H198ZM157 205H159V208H158ZM179 205L182 206V207H180ZM195 205H196V207L199 206V205H201L202 208L199 207L198 210H197V208L194 207ZM163 206L165 207V210L163 209L164 208ZM69 207H71V208H69ZM4 208L7 211L6 210L4 211ZM55 208L57 209V211H56ZM160 208H161V210H160ZM168 208H170V209H168ZM180 208H183L181 210V212L178 211V210H180ZM176 209H178L177 210L178 213H177ZM30 210H31V212H30ZM69 211H73V214L74 215H70V217H67L63 221V218H65L64 215H66V213H68ZM1 212L3 213V215H2ZM77 212H78V214H77ZM85 212H86V214H85ZM90 212H92V213H90ZM155 213H159L160 215L159 214L156 215ZM5 214H7V215H5ZM32 214L35 215V216H33ZM163 216L165 218H163ZM5 217H7V218H5ZM75 217H76V219H74ZM181 218H182V220H181ZM247 218H249L248 220L250 221V219H251L250 218V215H248ZM55 219H56V221H55ZM84 220H86V221H84ZM29 221L32 222V223H30ZM261 221L263 223L264 217L262 218ZM51 222H52V224H51ZM61 225L62 226L64 225V227H62ZM84 225L82 226V229H83ZM39 227H40V229H39ZM58 227H59V231H58ZM14 228H15V230H13ZM118 228H119V230H118ZM27 229H29V230H27ZM63 229H65V230H63ZM261 230H260L259 226H257V228L255 230L256 231V234L258 233L257 234V237L260 240H262L263 237H264V234L262 233ZM59 232H62V233L60 234ZM175 232H176V234H175ZM41 233H43V234L41 235ZM80 233H83V231L82 232H79V233H76L77 234V237L79 236ZM109 233H111L112 235L111 234L109 235ZM56 234L57 235L59 234V235L57 236ZM8 236H11L13 238H10ZM22 236H23V238H22ZM106 238H108V239H106ZM15 240H16V242H14ZM28 240H30V241H28ZM42 240H43V242H42ZM18 242L20 244H18ZM8 243H10V244H8ZM61 243H62V240L58 243V245L59 244L61 245ZM6 246H8V248ZM22 246H25V247H22ZM62 246H64V245H62ZM257 246H258V244H257ZM89 247H92V248H89ZM247 247L252 248L251 245H249V244H248ZM21 248H22V250H21ZM139 252H140V254H139ZM162 252H164V254L166 255V256H164L165 258H168L169 256H172V254L169 253V250L166 249L165 247H164V249H163ZM237 252L239 254H241V252L244 254L246 252V246L243 245V247H242L241 245H239V251L237 250ZM151 255H152V253H151ZM7 257L9 258V260H8ZM142 258H143V260H142ZM139 259H141V260H139ZM41 260H42V262H41ZM136 261H137V263H136ZM138 261H140V262H138ZM39 262H41V263H39Z\"/></svg>","mask_w":264,"mask_h":264},{"label":"snow or ice","instance_id":"6c2138e0","mask_svg":"<svg viewBox=\"0 0 264 264\" xmlns=\"http://www.w3.org/2000/svg\"><path fill=\"white\" fill-rule=\"evenodd\" d=\"M176 4L177 0H128L125 14L119 21L122 34L128 35L131 32L136 42L135 59L131 61V72L135 76L130 81L131 104L128 108L131 114L128 118L125 155L121 163L140 138L141 125L147 122L155 106L153 93L165 75L166 53L171 42ZM122 75L125 86H128V68L123 70ZM107 211V206L102 205L88 230L70 241L68 246L51 251L46 257L49 264H60L61 260H66L76 252L82 242L96 232Z\"/></svg>","mask_w":264,"mask_h":264},{"label":"water","instance_id":"95a60500","mask_svg":"<svg viewBox=\"0 0 264 264\" xmlns=\"http://www.w3.org/2000/svg\"><path fill=\"white\" fill-rule=\"evenodd\" d=\"M154 94V93H153ZM127 133V132H126ZM125 143H124V146L127 144V134H126V136H125ZM125 148V147H124ZM124 148H123V155H122V157L125 155V153H124ZM129 153V152H128ZM121 160H122V158H121ZM121 160H120V162H121ZM124 163V162H123ZM122 163V164H123ZM114 199V196L109 200V202L106 204V206H107V208H108V206H109V204L112 202V200ZM98 213V212H97ZM97 215V214H96ZM96 217V216H95ZM91 223V221L87 224V225H85V227H84V231H83V233L86 231V230H88L89 229V224ZM77 237V236H76ZM76 237H74L71 241H73V240H75L76 239ZM89 237V236H88ZM87 237V238H88ZM86 238V239H87ZM85 239V240H86ZM84 240V241H85ZM84 241L82 242V243H84ZM70 242V241H69ZM66 245H64V246H62V245H57L55 248H54V250L55 249H57V248H63V247H66V246H68L69 245V243H65ZM82 245V244H81ZM78 250V249H77ZM75 253V252H74ZM72 256V255H71ZM71 256H69L68 258H70ZM67 258V259H68ZM42 264H49V262H48V260L46 259Z\"/></svg>","mask_w":264,"mask_h":264}]
</instances>
